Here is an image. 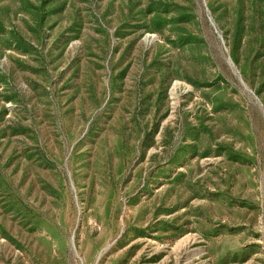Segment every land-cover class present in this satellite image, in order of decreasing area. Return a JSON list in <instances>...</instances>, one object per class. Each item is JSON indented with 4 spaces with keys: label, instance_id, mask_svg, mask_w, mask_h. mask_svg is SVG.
Segmentation results:
<instances>
[{
    "label": "rangeland",
    "instance_id": "374dc122",
    "mask_svg": "<svg viewBox=\"0 0 264 264\" xmlns=\"http://www.w3.org/2000/svg\"><path fill=\"white\" fill-rule=\"evenodd\" d=\"M0 264H264V0H0Z\"/></svg>",
    "mask_w": 264,
    "mask_h": 264
}]
</instances>
